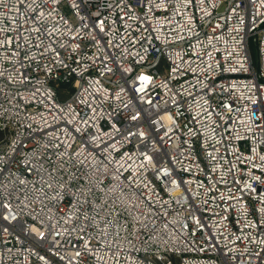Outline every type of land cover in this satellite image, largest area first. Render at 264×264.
Masks as SVG:
<instances>
[{
	"label": "built area",
	"instance_id": "2783aa9c",
	"mask_svg": "<svg viewBox=\"0 0 264 264\" xmlns=\"http://www.w3.org/2000/svg\"><path fill=\"white\" fill-rule=\"evenodd\" d=\"M0 264H264V0H0Z\"/></svg>",
	"mask_w": 264,
	"mask_h": 264
},
{
	"label": "rangeland",
	"instance_id": "374dc122",
	"mask_svg": "<svg viewBox=\"0 0 264 264\" xmlns=\"http://www.w3.org/2000/svg\"><path fill=\"white\" fill-rule=\"evenodd\" d=\"M250 51H251V55H252L254 62L257 63V48L255 44L253 43V41L250 42ZM71 92H72V89L69 88L68 94H66L65 96L68 97Z\"/></svg>",
	"mask_w": 264,
	"mask_h": 264
}]
</instances>
